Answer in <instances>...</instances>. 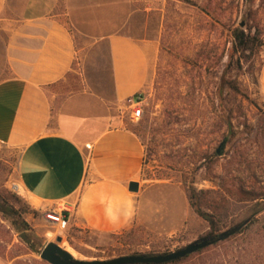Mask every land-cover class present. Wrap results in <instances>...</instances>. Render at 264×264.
<instances>
[{
	"label": "rangeland",
	"instance_id": "obj_1",
	"mask_svg": "<svg viewBox=\"0 0 264 264\" xmlns=\"http://www.w3.org/2000/svg\"><path fill=\"white\" fill-rule=\"evenodd\" d=\"M123 2L115 11L121 16L119 31L150 42L153 55L151 76L141 90V115L131 118L129 102L114 106L118 119L144 145L140 182L147 189L140 217L114 234L68 223L61 227L46 217L47 209L32 208L11 187L17 153L0 144V203L19 210H0V256L11 264H50L39 253L57 235L62 236L60 245L79 259L176 250L207 235V222L188 200L186 189L194 186L207 190L208 198L230 217L244 219L253 211L245 232L214 247L217 264H264V195L248 203L227 198V189L238 185L264 191V102L258 84L264 60V0ZM235 27L257 34L259 42L244 51L239 66L224 68ZM74 38L72 70L48 90L54 109L67 94L83 88L103 97L113 94L107 43L76 32ZM226 134H233L227 142ZM20 220L28 227L20 226ZM21 233L32 243L22 240ZM196 260L195 255L185 262Z\"/></svg>",
	"mask_w": 264,
	"mask_h": 264
},
{
	"label": "crops",
	"instance_id": "obj_2",
	"mask_svg": "<svg viewBox=\"0 0 264 264\" xmlns=\"http://www.w3.org/2000/svg\"><path fill=\"white\" fill-rule=\"evenodd\" d=\"M123 0H0V144L17 153L16 183L32 208H60L68 224L114 234L140 217L144 145L114 106L151 76L152 46L121 33ZM74 32L104 40L112 97L88 89L52 107L48 90L72 70ZM264 102V60L258 71ZM139 182L138 191L128 184ZM0 264L11 261L0 256Z\"/></svg>",
	"mask_w": 264,
	"mask_h": 264
},
{
	"label": "trees",
	"instance_id": "obj_3",
	"mask_svg": "<svg viewBox=\"0 0 264 264\" xmlns=\"http://www.w3.org/2000/svg\"><path fill=\"white\" fill-rule=\"evenodd\" d=\"M190 4H195L194 0H181ZM205 9V10H204ZM203 10L207 12L206 8ZM232 48L231 51L228 55L229 59L225 63L224 68H231L232 65L239 66L241 59H243L244 56V51L247 49H250L251 45L254 43H258V35L257 34H250V33H245L243 28L241 27H235L232 30ZM241 51L242 54L239 52ZM222 80H224V72L222 73L221 76ZM236 88L235 86H232ZM229 131L231 132V126H229ZM233 134H226L225 136V142L229 141L231 139ZM217 154V152H215ZM227 189V187H226ZM227 198H233L234 200L238 201H255L257 198L261 197L264 195V191L262 190H257L255 188H245L243 185H238L235 189H227ZM187 194H188V200L189 203L192 207V209L195 211V213L200 216L202 219H204L207 224H208V230H207V235L209 237H216L225 227H232L235 226L239 223H241L243 220L246 218L250 217L253 215V211L249 213L248 217L242 219V218H234L230 217L228 215V212L226 210H219L218 205L216 204L217 202L214 199H209L207 195V190H196L194 186H189L187 189ZM204 194V195H202ZM226 197H223L222 200H226ZM0 210H4L10 214H17L18 209H16L14 206H4V204L0 203ZM249 221L243 225L238 232L235 234L231 235L230 237L220 240V241H214V243L201 248L197 250L196 252H193L191 254H188L183 257H179L174 260H170L168 262L160 263V264H175V263H180L184 262V264H217L216 260V254L214 252V247L218 246L221 243H224L228 241L231 237L241 234L245 232V230L248 228ZM19 225L22 226L23 228H27V223L24 220H20ZM165 253V252H163ZM135 254H141L140 252H136ZM145 254H158V253H153V252H147ZM197 256V260L192 263H186L188 259H190L193 256ZM147 264H154V263H147Z\"/></svg>",
	"mask_w": 264,
	"mask_h": 264
},
{
	"label": "water",
	"instance_id": "obj_4",
	"mask_svg": "<svg viewBox=\"0 0 264 264\" xmlns=\"http://www.w3.org/2000/svg\"><path fill=\"white\" fill-rule=\"evenodd\" d=\"M243 23L244 22H241L240 24L243 25ZM128 188L130 191H138L139 182L137 180L130 181ZM249 219L250 217L246 218L235 226L221 231L216 237L203 236L187 243L181 248L165 253H131L105 259H79L75 258L67 249L60 245L59 242H61L62 236L57 235L55 241H48L45 243L39 254L41 259L47 261L50 264H160L196 252L197 250L214 243V241H220L230 237L231 235L238 232L240 228L249 221ZM20 237L28 244L32 243L31 238L26 233H21Z\"/></svg>",
	"mask_w": 264,
	"mask_h": 264
},
{
	"label": "built area",
	"instance_id": "obj_5",
	"mask_svg": "<svg viewBox=\"0 0 264 264\" xmlns=\"http://www.w3.org/2000/svg\"><path fill=\"white\" fill-rule=\"evenodd\" d=\"M129 106L131 108L130 116L132 119H137L142 112V102H143V92L140 90L134 96L128 99ZM11 187L14 190H18V184L16 182H12ZM46 217L51 220L56 221L60 224L61 227H64L68 223L67 215L64 213V209L62 207L58 209H49L45 212Z\"/></svg>",
	"mask_w": 264,
	"mask_h": 264
}]
</instances>
